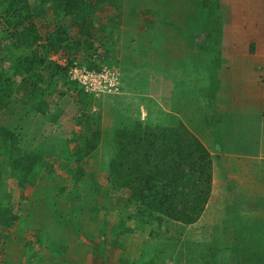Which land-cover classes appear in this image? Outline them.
Segmentation results:
<instances>
[{
	"label": "trees",
	"instance_id": "trees-1",
	"mask_svg": "<svg viewBox=\"0 0 264 264\" xmlns=\"http://www.w3.org/2000/svg\"><path fill=\"white\" fill-rule=\"evenodd\" d=\"M123 4L124 0H0V241H7L6 231L11 232L3 256L11 244L18 241L24 246L30 243L29 237L36 239L40 229L21 226L22 217L33 214L43 228L52 225L58 238L75 232L70 243L85 251L97 246L96 234L109 228L114 238H105L102 247L121 251L115 264H166L173 261L180 237L169 234L167 228L160 234L161 228L195 224L208 203L211 155L183 123L135 121L114 128L110 138L103 139L99 118L91 111L93 98L77 90L67 77L68 67L76 62L96 70L108 62ZM214 4L221 6L218 0ZM204 5L212 8L207 0ZM108 9L117 15L98 23ZM46 17L51 18L52 28L44 33L36 21ZM202 23V27L210 23L209 32L217 38L215 28L221 27L211 18ZM100 34L106 43L102 54L97 53ZM255 49L256 45H249L246 53L254 55ZM79 52H84L82 58ZM55 56L66 59L67 66L52 60ZM61 85L76 97L78 114L73 117L76 130L53 152L57 143L49 149L42 141L62 113L60 109L50 112L49 97L54 94L59 102L69 95ZM39 143L43 144L40 149ZM103 147L108 159L100 166L110 187L104 193L87 172ZM38 162L43 176L31 196H21L17 204L8 200L12 194L7 182L19 180L25 190ZM66 193L77 194L80 200L68 201ZM112 193L123 197L114 212L109 205ZM146 229L148 238L155 239L153 244L142 240ZM81 233L91 244L80 239ZM36 243L39 250L33 248L36 255L28 256L25 264H76L68 262V244L50 251L44 242ZM131 248L136 249V257L130 254ZM91 264L108 261L94 256Z\"/></svg>",
	"mask_w": 264,
	"mask_h": 264
},
{
	"label": "crops",
	"instance_id": "crops-1",
	"mask_svg": "<svg viewBox=\"0 0 264 264\" xmlns=\"http://www.w3.org/2000/svg\"><path fill=\"white\" fill-rule=\"evenodd\" d=\"M252 5L255 6L256 9H258L257 13H259V16L256 17L255 12L253 17L252 15L246 17V19H248V24H246L245 26L241 18H239L237 21L235 19L233 22L234 25L232 26V32L234 34H238L240 31H242V34L240 36L243 39V41L240 42L241 51L236 49V53H239H232L233 56H218L217 58L215 56L203 57L200 55V59L204 63V67L202 69L203 71H205L204 73L206 74L207 80H212L216 77L217 79H227L228 82H230L231 80L234 81V79L237 78L238 75L236 74L237 71L241 72L249 68L247 70L249 72L248 75L249 77L252 75L250 77L251 81H249L254 86H260L261 97H263L264 77L258 79L256 78V73H261L264 70V66H261L259 70L260 72H256L255 70L251 69L253 67L257 69L258 66L256 62H252L250 59H254L252 56L256 58L258 57L256 56V54L250 55L246 53V49L249 45L252 44L261 48V52H263L261 58L262 60L260 58L258 59L261 61V64H264V0L253 1ZM122 11L124 12L122 14V17H119V19L117 20L118 26L116 32L114 33L117 37H114V39L116 40L114 46L111 48L112 55L106 63L108 65L114 64L116 67H118L117 69L122 81L118 94H106L99 98L92 99V106L97 108L98 112L101 113L102 120L100 121L102 122H100L99 128H102V132L105 129H108L109 131L111 130L110 134H112L114 128H118L120 126H129L135 121H147L153 124L158 123L157 115L162 114L163 119L161 120V122H159V124L174 126L178 122L183 123L190 130V132H192L202 142L205 148L209 151L212 160V191L200 219L195 224L189 226L170 224L168 227L161 228L160 234L165 233L166 228L171 235H176L178 233L181 234L174 252V256L176 258L178 254L181 256L179 264L198 263L197 261H194L192 263H184L186 261L185 255L189 253L192 254V252H187V249L199 250V245L205 244L203 250L199 252L200 254H203L205 251L211 250L212 247L215 246V236L217 234L221 236V233L225 235L224 237H219L223 241L222 245L217 243L219 246V252L222 251V253H226L233 251L234 253L239 254L244 252L243 245H247V248L245 250H251L254 246H257L258 248L260 247L264 250V219H262L264 217V147L261 144V138L264 139L262 137L264 131L262 120H255V122L258 121L259 124L254 130L250 131L252 135L255 134L259 137V143L256 141L257 149L249 150L247 149V147L245 148L244 145L240 144V138H233L234 135L241 136L242 134L247 136V133L249 131H247V129L249 128L247 115H245V117L243 115V119L241 121H234V129L229 130V133H227V130H225L224 127H220L221 125L218 124V122H220L219 119L217 122L212 119V123H217L215 124V126L218 127V129L214 130L215 136L217 138L215 140V144L218 147L219 141L223 140L226 143V147H224V149L219 148V151L209 150L207 148L206 141L202 140L200 135L197 133L198 128L202 124L193 123V121H198L199 119H194L193 115L190 114L191 105L189 109L185 108L172 110L165 104L161 103V101L157 100L156 97L149 91L148 88L151 84V77L153 80V76L149 72L145 73L144 68L147 67L145 64V48H149L151 45L154 48L153 50L155 51V54L150 59H148V67L153 70L157 69L158 73L160 74L159 78H162L164 80L170 79L173 81V84H176L178 82L176 80H180L177 86V90H175L176 92L181 91V87L179 88V86L182 84L183 79L185 81L190 80V78L193 79L195 66L187 68V70L184 72H187L188 74L186 76H181L180 74L184 72H182L181 70L177 71L176 68L174 69L170 65V59H172V55H167L168 57H166L165 55V52H167L168 50H163L162 52L159 51V48L161 46L162 49L166 48V46H163L165 44H162L160 46L153 45L151 41L145 40L143 36L146 31H148L147 29H144L146 26L145 21L148 19L153 21V18H140L136 13H132L133 15H131L130 13L128 14L125 12L127 11L125 8ZM107 13L109 14V10ZM109 16H114V14L110 13ZM258 26H260V30ZM205 36L206 39H208L209 36ZM138 38H143V42H139ZM198 45H200L201 49L202 47H204L200 44V42ZM225 46L229 47L230 42L228 41V45ZM241 54H248L250 56L246 55L245 57H242ZM140 60L142 61L141 66H143L141 68V71H144L142 74L136 71V68L140 66ZM235 60L238 61V65L234 67V69L236 70L234 72L231 69V63H234ZM239 62L243 65V70ZM247 64H249V67H247ZM198 68V70H200V67ZM170 70H173L175 72L174 74H176L172 77L173 79L168 76ZM224 75L226 76V78L224 77ZM172 81H169V83H171ZM188 82L190 83V81ZM193 86L196 88V85ZM58 87H60V85ZM62 88L69 95L64 99L59 100V102H57V98L54 103L50 104L49 108L50 112L53 114H55L58 109L62 111L61 116L52 123L46 138L42 141V143H44V145H46L49 149H51L56 143L58 144L62 141L67 140V138H69L76 130L73 122V117L77 116L78 114V104L76 102V97L73 95L71 90H68V88L64 86ZM220 94L225 95L227 94V92L225 93L224 89H221ZM226 106L227 105L225 98H223L222 102L221 98H219L216 104L213 101L212 117H214V119L216 118V110L220 111L218 113H225L227 111ZM261 108L262 105H260V109L258 108V115L260 117L263 116ZM117 112H121L123 117L112 118ZM245 118L246 120H244ZM244 121H246V124L244 123ZM207 137L209 138V136ZM252 140L255 139L251 138L250 142H252ZM228 141L230 143L238 144L240 148H238L237 146H233L234 149H228ZM51 150L54 152L55 146ZM51 150H49L48 153ZM225 150L226 152H224ZM217 167L218 169H216ZM216 170H220L221 183L219 185V192L221 195L224 194V196L222 200L217 201V204H214L213 207L210 208L214 190L216 187H218ZM10 181L7 182L8 187ZM37 181L38 179L36 180V182ZM123 195L125 198L126 194L124 192ZM217 207H220L221 209H216ZM221 226L224 227L221 228ZM109 231L111 238H114V233H112L110 229ZM147 231V229L144 231L142 240L146 241L149 239ZM137 235H139L138 232ZM105 238L108 237L103 232L100 233L96 238V241H101V247L103 246L102 242H104ZM154 240L155 239L151 241L149 239L151 244H153ZM156 242L158 243L157 240ZM234 244L239 247H232ZM98 252V255H100V259L106 262L108 261V264H115L121 254L120 250L111 249L107 247V245L98 250ZM130 254L136 257V249L133 248L132 250H130ZM85 264H87V261L85 262ZM166 264H176V262H174L173 259V261L166 262ZM223 264H233V262L224 261Z\"/></svg>",
	"mask_w": 264,
	"mask_h": 264
},
{
	"label": "rangeland",
	"instance_id": "rangeland-1",
	"mask_svg": "<svg viewBox=\"0 0 264 264\" xmlns=\"http://www.w3.org/2000/svg\"><path fill=\"white\" fill-rule=\"evenodd\" d=\"M206 0H125L123 4L122 10L124 8L127 10L126 13H136L140 18H153L151 21L150 19L145 21V28L148 31L143 35L145 40H149L152 42L153 45H162L166 46L165 49H162V46L159 48V51L168 50L165 52L166 57L167 55H172V59H170V65L177 71H186L187 68H190L191 66H195V71L193 73V79L190 78V80H182V84L179 86L181 87V91H175L177 90V86L180 82L178 81L176 84H173V81L170 79H162L159 78L158 70L150 69L148 67L149 60L152 56H154L155 51L153 50V46L151 45L149 48H145V64L147 67H145V73H151L153 76V80L151 77V84L148 88L149 91L156 97L157 100L161 101V103L165 104L167 107L174 109H185L190 108V114L193 115L194 119L197 118L198 121H193L194 124L200 123L202 124L199 128L197 133L200 135L201 139L206 141L207 148L209 150L213 151H219V148L224 149L225 142L223 140L219 141L218 147L215 144V140L217 139L215 136V131L218 129V127L215 126V124L212 123V119L217 122L218 119L220 122V127H224L225 130H227V133H229V130L234 129V121H241L243 119V115L248 116V126L247 129L248 133L247 136L242 135L237 136L234 135L233 138H240L241 145H244L245 148L249 150H256L257 149V142L259 143V137L258 135H252L250 133L251 130H254L256 126L259 124L258 121L262 120V126L264 131V95L261 97L260 93V86H254L252 83H250L251 79L248 75V69L241 72H236L237 78L234 79V81L228 82L227 79L218 78L215 81L206 78V74L203 71L204 63L200 59L201 56H215L216 58L218 56H233L232 53H236V49L241 51V43L243 39L240 37L242 34V31H240L238 34H234L232 32V26L234 25V20L236 21L241 18L243 20L244 26L248 24V19L246 17L255 14L256 17L259 16V13H257L258 9L255 8V6L252 5L253 1L256 0H218L220 2L221 6L220 8H217L215 6L214 2L217 0H207L208 1V7H212L211 3L214 4L211 9L205 8ZM109 14H114L116 16V12L112 9H108ZM121 10V11H122ZM144 11H148L144 13ZM106 11L104 14H102V18H98L97 22L103 24L106 21V18L109 17V14ZM124 11L120 12L119 15L122 17ZM211 16V17H210ZM245 16V17H243ZM214 20V25L220 26L221 28L216 27L218 31L215 32L214 36L217 38H213V33L209 32L211 30L210 23L205 24V28L202 27L203 23L202 21L206 20ZM51 18H45L44 20H38L36 21L38 25L40 26L41 30L45 32H49L52 28L50 23ZM235 21V22H236ZM254 21V20H252ZM256 21V20H255ZM253 24V23H252ZM212 26V24H211ZM259 30L261 29L260 26H258ZM217 33V34H216ZM240 34V35H239ZM249 34V33H247ZM210 36V39H206V36ZM114 37H117L114 34ZM199 37V39H198ZM97 39V53L102 54V52L106 51V43H105V37L104 34H100V36ZM103 38V39H102ZM101 39L103 40V43L101 42ZM181 40V42H180ZM139 42H143V38H138ZM200 44L204 47L202 49L200 48ZM228 41L230 42V46L228 45ZM216 42V43H214ZM207 44V45H205ZM197 45V46H195ZM223 45V46H222ZM158 46V47H159ZM183 46V47H182ZM182 47V48H181ZM261 47V46H260ZM257 50L255 49V54L258 58H262L263 52L261 48L257 47ZM239 53V52H237ZM236 53V54H237ZM84 52H79L78 56L83 57L82 55ZM201 55V56H200ZM242 57L250 56L248 54H241ZM250 59L252 62H256L257 69L254 67L251 68L255 70L256 72H260L261 66H264V64H261V61L252 56ZM62 58H57V61L59 62ZM236 59V58H235ZM53 60V57H52ZM56 60V59H55ZM262 60V59H261ZM140 68H136V71L142 74L144 71H141L142 61L140 60ZM242 70L243 65L239 62ZM107 66H113L116 67L114 64ZM238 65V61L235 60L234 63H231V69L232 71H236L234 67ZM135 67V66H133ZM200 67V70H198ZM247 67H249V64H247ZM149 69V70H148ZM262 71V70H261ZM175 72L173 70L169 71V77L173 79L172 77L175 76ZM188 73L184 72L181 73V76H186ZM120 75V74H119ZM167 76V75H166ZM179 76V75H177ZM226 78V76L224 75ZM264 77V70L261 73H256V78L260 79ZM222 79V80H221ZM250 80V81H249ZM119 83L121 84V78L119 79ZM169 81H172L169 83ZM190 81V83L188 82ZM194 83V84H193ZM196 85V88L193 85ZM63 87V86H62ZM61 87V88H62ZM227 87V88H226ZM224 89L225 93L227 94L223 95L220 94V90ZM64 90V89H63ZM172 90V91H171ZM248 91V93H247ZM229 93V94H228ZM221 98V102L223 101V98L226 100V108L227 111L225 113H218L219 110H216L217 116L214 119L212 117V103L213 101L215 104L218 102V99ZM57 97L56 95L52 94V96L49 97L48 101L49 104L54 103L56 101ZM261 99V100H260ZM194 106H193V105ZM260 105H262L261 111L263 116L260 117L258 115V108L260 109ZM92 113L96 114L99 118V121L101 119V113L98 112L97 108L92 106L91 108ZM199 113V115H198ZM225 114V115H223ZM59 117V116H57ZM115 117H123L121 112H117L112 118ZM158 123L161 122L163 119V115H157ZM54 119V118H53ZM54 120H57L55 118ZM222 120V121H221ZM246 120V118L244 119ZM255 120H258L255 122ZM102 122V121H100ZM246 124V121H244ZM100 124V123H99ZM241 124V123H238ZM53 128V127H52ZM101 132H102V128ZM243 129V127H242ZM258 129V128H257ZM114 131V129H113ZM218 131V130H217ZM250 135V138H249ZM103 139L110 138V132L108 129L103 130L102 132ZM209 136V138L207 137ZM207 137V138H206ZM229 137V135H228ZM262 137L264 138V134H262ZM70 138V137H69ZM253 138L255 140H252L250 142V139ZM257 141V142H256ZM261 144L264 147V139L261 138ZM64 143V142H62ZM42 143L38 144V149L42 147ZM57 147L56 150H59L62 148L59 144H56ZM233 146H237L240 148L238 144L230 143L228 141L227 147L228 149H234ZM236 147V148H237ZM226 152V150L224 151ZM95 158L94 161L91 160L90 167H87V172L91 177L92 181H95L98 185L101 186L103 193L106 191H109V183L107 180V175L104 170H102V167L100 166V163L102 161H107L108 159V151L107 147L101 148L98 152L94 155ZM44 160L42 159V162ZM218 169V167L216 168ZM213 174H214V168H213ZM42 164L38 162L37 167L32 171L31 178L32 181L27 183L25 190L21 189L19 184V180L10 181L9 182V188L11 192V196L8 197V200H14L17 204V201L19 198L22 197H30L32 194V190L34 187H36L41 178H42ZM38 181L36 182V180ZM216 179L218 182V187L215 188L213 196H212V202L210 208L213 207L214 204H217V201H220L223 199V195L219 192V185L221 183V177H220V170H216ZM36 185V186H35ZM20 198L22 201L23 198ZM79 198V199H78ZM120 198H123L122 195L119 197L118 195H114L112 193V202L109 203L111 206L112 212L116 211L117 207L121 206V200ZM65 199L68 201H75L80 200V197H78L77 194H71L66 193ZM31 207V206H30ZM216 209H221L220 207H217ZM31 211L32 207H31ZM264 219V217L262 218ZM0 222L2 220L0 219ZM78 223V222H75ZM84 225V222H83ZM21 226L26 227H34L36 229H40V233L35 234V237H29L30 243L25 244L24 246L19 245L18 241L15 244H11L9 246V250H7L4 253V256L2 252H4L5 245H8V237H10L11 232L6 231L7 233V241H0V264H3V257L6 260L5 264H25L24 260L28 259V256L31 257L32 255H36L34 253L39 250V246L36 243V240H39L41 243L44 242L45 244L49 245V250L54 251L57 249V246L61 243L68 244L66 248V255H68L67 259L68 262H75L76 264H85L87 261V264L91 263L94 256H97L100 258V255L98 250L99 244L101 241H97V246L94 244L91 245V248L88 249L89 251H85V248H79L76 247L74 241L70 243V238H72L73 232L71 234V231L67 232L63 238H58L56 235H54V231L52 230V225H46V229L43 228L40 225V222L38 224V220L34 218L33 214H29V216L22 217L21 219ZM92 226V225H91ZM38 227V228H37ZM224 226H221V228ZM42 229V230H41ZM17 232V231H16ZM103 233L106 234L108 238H111L109 228H104ZM108 233V234H107ZM99 234H96V238ZM225 234L221 233L220 235L215 236V246L212 247L211 250L205 251L203 254H200L199 252L203 250L205 247V244L199 245V250L194 249H187V252H192V254L185 255L186 262L192 263L194 261H197L196 264H223V262H233V264L237 263H244V264H264V250L260 247L254 246L251 250H245L247 248V245H243V251L242 253H234L232 252H226L222 253V251H218V244L223 243L222 239L219 237H224ZM180 237V234H176V237ZM20 238H18L19 240ZM80 239L84 242H87L88 244H91V239L88 238L85 234H80ZM98 240V239H97ZM249 240V239H247ZM202 241V240H200ZM218 243V244H217ZM184 244V243H183ZM186 244V242H185ZM264 244V240H263ZM214 245V244H213ZM237 245H233L232 247H236ZM23 247V248H22ZM239 246H237L238 248ZM34 248V249H33ZM264 248V247H263ZM97 254V255H96ZM180 255H177V258L174 256V262L176 264H179L180 261ZM70 260V261H69ZM224 260V261H223ZM28 264H33L32 262Z\"/></svg>",
	"mask_w": 264,
	"mask_h": 264
},
{
	"label": "built area",
	"instance_id": "built-area-1",
	"mask_svg": "<svg viewBox=\"0 0 264 264\" xmlns=\"http://www.w3.org/2000/svg\"><path fill=\"white\" fill-rule=\"evenodd\" d=\"M53 60L57 61V57H53ZM58 63L64 67L67 66L64 58ZM67 77L75 84L77 90H81L93 99L106 94L119 93L120 75L118 69L113 66L102 65L99 70H96L88 69L81 62H76L68 67Z\"/></svg>",
	"mask_w": 264,
	"mask_h": 264
}]
</instances>
